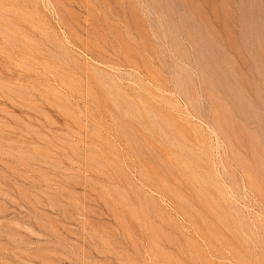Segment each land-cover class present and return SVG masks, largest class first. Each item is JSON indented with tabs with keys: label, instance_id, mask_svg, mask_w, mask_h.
<instances>
[{
	"label": "rangeland",
	"instance_id": "374dc122",
	"mask_svg": "<svg viewBox=\"0 0 264 264\" xmlns=\"http://www.w3.org/2000/svg\"><path fill=\"white\" fill-rule=\"evenodd\" d=\"M0 264H264V0H0Z\"/></svg>",
	"mask_w": 264,
	"mask_h": 264
}]
</instances>
